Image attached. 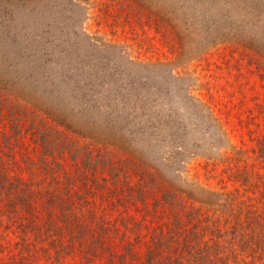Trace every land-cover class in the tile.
Instances as JSON below:
<instances>
[{"label": "rangeland", "instance_id": "1", "mask_svg": "<svg viewBox=\"0 0 264 264\" xmlns=\"http://www.w3.org/2000/svg\"><path fill=\"white\" fill-rule=\"evenodd\" d=\"M0 80L16 83L71 136L117 147V172L138 155L183 189L188 177L234 190L225 163L210 164L209 173L204 165L224 150L219 138L253 156L264 132V0H0ZM24 143L38 153L28 137ZM70 156L62 162L73 170ZM87 181L88 191L77 190L99 213L108 190ZM129 213L142 222L139 241L129 234L143 255L157 221L134 207ZM8 223L0 222V264H85L78 252L49 258L39 243L19 254L20 235Z\"/></svg>", "mask_w": 264, "mask_h": 264}, {"label": "trees", "instance_id": "2", "mask_svg": "<svg viewBox=\"0 0 264 264\" xmlns=\"http://www.w3.org/2000/svg\"><path fill=\"white\" fill-rule=\"evenodd\" d=\"M192 101L218 123L206 103ZM62 125L22 96L16 83L0 80V222L7 219L8 230L20 235L14 243L21 245L19 254L39 243L49 258L59 261L78 252L85 264L103 258L105 264H264V132L253 156L219 138L217 146L224 150L207 158V173L210 164L225 163L239 187L216 190L185 177L188 189H183L138 155L127 158L117 172V147L93 146L60 129ZM27 137L39 147L36 155L23 146ZM67 155L73 170L62 162ZM98 172L104 174L101 180ZM88 177L108 190L99 213L88 207ZM131 207L157 221L143 255L134 249L142 222L129 213ZM114 211L117 216L111 220L108 214ZM129 232L135 233L134 242ZM118 236L122 253L115 249Z\"/></svg>", "mask_w": 264, "mask_h": 264}]
</instances>
